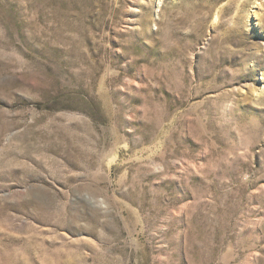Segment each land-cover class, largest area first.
Returning <instances> with one entry per match:
<instances>
[{"label": "rangeland", "instance_id": "rangeland-1", "mask_svg": "<svg viewBox=\"0 0 264 264\" xmlns=\"http://www.w3.org/2000/svg\"><path fill=\"white\" fill-rule=\"evenodd\" d=\"M0 264H264V0H0Z\"/></svg>", "mask_w": 264, "mask_h": 264}]
</instances>
